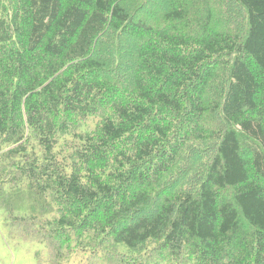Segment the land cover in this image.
I'll use <instances>...</instances> for the list:
<instances>
[{
	"label": "trees",
	"instance_id": "16d2710c",
	"mask_svg": "<svg viewBox=\"0 0 264 264\" xmlns=\"http://www.w3.org/2000/svg\"><path fill=\"white\" fill-rule=\"evenodd\" d=\"M0 222L36 264H264V0H0Z\"/></svg>",
	"mask_w": 264,
	"mask_h": 264
},
{
	"label": "rangeland",
	"instance_id": "374dc122",
	"mask_svg": "<svg viewBox=\"0 0 264 264\" xmlns=\"http://www.w3.org/2000/svg\"><path fill=\"white\" fill-rule=\"evenodd\" d=\"M123 42L132 43L125 39ZM37 251L43 252L44 255V247L41 244L6 234L0 222V264H36L35 253ZM82 258L81 260L78 258L75 262L72 258L68 263L82 264Z\"/></svg>",
	"mask_w": 264,
	"mask_h": 264
}]
</instances>
